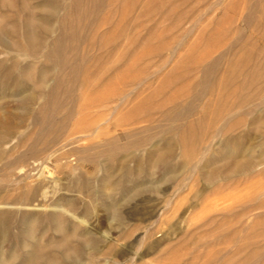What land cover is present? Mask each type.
<instances>
[{
  "label": "rangeland",
  "instance_id": "rangeland-1",
  "mask_svg": "<svg viewBox=\"0 0 264 264\" xmlns=\"http://www.w3.org/2000/svg\"><path fill=\"white\" fill-rule=\"evenodd\" d=\"M40 1L27 0L31 5ZM131 1L132 3H130ZM149 1L151 3L152 0H101V10L99 9L97 11L98 14L96 13L95 17L91 18H96L92 20V23L96 22L97 25L88 23L86 29L89 31L88 35L90 36L86 40L87 43L81 41V44L79 43V46H77L79 50H77V54L78 52L79 54L84 53V51L87 52L85 54L90 52L91 64L95 69L100 67L104 70V67L107 68L119 64L126 65L125 67L131 66L129 68L135 66V68L138 67L137 69H139L140 67L142 72L140 69H134L136 71L135 77L137 78L135 84L130 82V78L133 75L129 76V74H132V70L125 71L126 73L121 74L116 80L117 82L115 81L116 83L113 82L112 85H108L106 90L101 88L104 91L99 89L100 94L96 90L92 93L94 96L91 94L92 96L89 97L95 98V95H97V98L100 96L104 98L119 91H121V94L122 91L124 95L127 94L123 101L121 114H117L121 118H119V121L124 126L122 129L118 127L115 130V134H118L120 138L122 137L119 144H125L126 140L123 138V134L127 132L126 130L130 126L127 124L133 123L131 126L136 128V137L143 139L144 142L136 149L132 148L120 153L118 159L114 161L115 164L111 163L109 165L107 162L102 161L101 158L97 159L96 163L89 159L84 160L81 156L82 152L87 150L90 155L98 152L101 148L100 142L103 136L100 135L96 138V134L92 131L88 132L89 134L77 132L80 129L84 130L87 128L90 123L93 124L92 121L94 119L96 123L92 125L93 128L108 118L110 120L107 125L108 132H114L112 120L118 117L116 114H111L108 110L114 103H109L110 105L108 104L107 108L102 105L99 106L100 104L92 105L89 102L83 107L77 118L69 121L71 124L68 123L63 135V141L67 140L68 144L66 143L63 146V141H61L58 144L59 146L56 145L54 148L48 149L50 152L52 149L62 146L59 152H56L57 161L49 157V154L46 156L49 153L48 151L44 153L46 155L42 154L43 157L42 155L39 156L36 162L29 160L26 164L27 169L31 170L29 181L26 180L27 183L26 181H23L24 183L18 182L15 186L14 181H18L15 178L18 174L17 164L10 167V169L8 168V170L5 169L6 171L1 169L2 165L7 160L6 156L14 154L11 155V157H14L25 150V134L29 130L33 132L35 128H32L28 118H25L20 125L18 124L19 121L16 120L17 118L13 119L11 136L15 137L16 140L11 139L10 143L0 146L2 152L6 150L3 153L4 156H0V183L11 187L13 185L15 189L10 187L11 191L7 192V194H2V196L4 195L3 197L5 198L10 197V195L18 196L21 194V189L25 184L33 186L37 180H44L45 188L42 196L38 195L36 200L26 207L0 204V211L12 212L4 227L5 230L0 225V264H46L43 260L32 258L33 250L38 248L43 249V252L58 264H264V163L229 179L223 178L227 173V166L224 161L231 158L235 159L234 162L236 160L240 162L248 155L250 157L251 155L256 156L259 153H264V146L260 145L259 147L258 145V133H251L249 136H245L248 130L250 131L251 129L249 125L253 118L261 117L264 119V106L260 100L250 102V104L241 107L243 110L238 108L235 111L237 117L239 119L241 117L242 120L240 119L241 125L232 129V134L245 137L244 148L241 151L236 150L231 152V154L224 155L223 162L219 161L213 164L214 162L205 159L207 154L212 153L214 150H219L216 145L217 139H213H215V133L219 128L220 122L218 124L215 123L216 125L214 123L210 125L211 128L207 130L203 139L204 143L202 142V145L198 146L197 152L199 154L196 153L191 156L189 166L183 169L179 168L173 174L163 168L160 169V172L158 170L157 172L156 166L151 163L153 159L151 156L155 150H161L162 148L175 149L176 153L178 150L175 145L171 142H167V144L161 138L155 142V138H153L155 130H144L148 127L151 120L157 118V113L155 111L152 112V110L155 108L160 111L164 110L171 101L176 102L175 99L181 100L183 98L180 92L182 93L186 81L179 80L183 76V72H187V68L197 61L206 62L224 51L232 41L233 30L239 29V26H241L240 29H243L242 23L239 21L242 14L239 3L243 1L248 4L250 1L252 3V0H237L238 3H235V0H157V2L153 0L152 3L155 4L151 3V6ZM232 2L234 3L232 4ZM224 3L226 7H224ZM4 12L6 10L0 9V13ZM209 24L212 25L210 26ZM227 24L230 25L229 28ZM89 28L92 33H90ZM204 34L205 36L209 35L208 38L210 37V40L207 37L206 39ZM244 34L249 35L250 31L245 29ZM202 35L204 40L201 39L203 38ZM132 36L134 38L136 36V39ZM133 39L134 41L138 39V42H134ZM147 39L149 40L147 41ZM221 39L223 43L219 41ZM132 45L135 46L133 47ZM255 45L261 47L263 44L256 41ZM81 49L84 50L81 52ZM129 49H131V52ZM155 52L156 55L154 54ZM91 53L93 54L92 56ZM125 56L126 58L127 56L129 57L125 60ZM25 61L26 64H31V66H24V69L29 71L31 77L35 79L39 73L38 67L35 66L32 58H26ZM121 61L122 63H120ZM128 61L130 63H127ZM43 64L45 66L49 65L46 62H43ZM173 67H175L176 71L182 72L179 73L174 70V73L170 74ZM101 69L96 71H102ZM177 73L179 74L177 75ZM83 74L81 72L83 76L87 72H83ZM168 78L169 80L167 81ZM138 80L141 82H138ZM260 86L264 88V81L260 83ZM133 90L137 91L134 92ZM3 95L0 100V112L3 114V108L6 107L8 110H14L15 117H18L19 112L16 109L21 105L20 101L17 100L20 94L17 91H5ZM149 95L153 97L150 98ZM147 96L150 100L148 102V99H145ZM164 100H167V102H164ZM151 103L156 105L154 104L153 106ZM160 104L163 105L160 106ZM133 107L134 109L131 110ZM245 108L246 110L250 108V111H255L245 116ZM241 112L242 114H240ZM223 120L224 118L222 123L225 124L226 121ZM73 125L79 126L77 130L74 129L76 132L69 128ZM260 129L264 131V125ZM195 132L191 134L192 139L197 138L198 131L195 130ZM76 136L79 138L77 141L74 140ZM84 136L89 137L82 140ZM86 139L91 140V145L86 144ZM23 141L24 143H22ZM205 142L207 143L205 144ZM21 143L23 151L19 146ZM254 147H256L257 152L255 151V154H252L251 151ZM7 150L9 153H7ZM10 150L13 153H10ZM69 155H72V158L70 157L72 164L70 159L68 160ZM175 160L177 161L176 154ZM123 163L128 166L132 175L129 174L130 177L128 176L127 179L120 180L119 173L122 166H124ZM103 166L107 171L103 170ZM108 166L112 168L108 170ZM141 167L143 168L141 169ZM213 167L217 171V175L213 181L207 182L202 178L201 170L210 171V168L213 169ZM95 168H98L97 171ZM146 168L148 173L145 172ZM162 169L163 171H161ZM105 171L107 175L110 174L112 177L107 178ZM115 171L117 174H114L116 173ZM135 173L137 175L140 173L138 176L140 179H137L138 177ZM186 173H189V176H186ZM1 174L6 176L2 177ZM246 174L248 175L246 176ZM106 179L109 181H106ZM118 179L119 181H125L123 186L109 190L107 187L100 188L101 180L106 181L105 184L108 182L109 184H107L110 185L117 182ZM75 183L78 184L76 185ZM83 184L84 186H82ZM139 186L144 187L140 188ZM84 187L86 189L83 191ZM139 189L142 193L138 191L139 193L137 194ZM133 191L136 194L132 193ZM260 191H262L263 195ZM122 196L125 197L124 201H122ZM106 198H109V201ZM56 199L58 202H55L57 201ZM73 201H75V205ZM120 201L118 211L121 214L122 222L119 224L115 219V214L118 212H116L115 206L112 204L117 205ZM55 203L58 206L52 207ZM40 204L42 205L40 206ZM66 205L67 207L70 205L67 209L69 212L63 213L60 209L64 206L66 210ZM85 206H87L89 212L86 211ZM154 206H157V208ZM111 207H114V210ZM136 207H138V210L147 208L145 210L150 211L152 216L142 221L126 218V213H132V211H135L134 209H137ZM153 207L155 208L154 210ZM84 208L85 211L83 212ZM108 210L112 211V214ZM27 213L33 217L38 214L59 213L62 217L58 219L54 227L47 223L38 226L37 220L32 218L28 229H26L27 224L25 226L26 221L23 216ZM72 232L74 237H76L71 241L75 243L69 241L68 247L75 249L77 253L80 252L77 254L76 261L64 260L62 262L63 259L59 257L58 251L52 248L51 245L57 243L68 234L72 235ZM83 239L86 241L85 243ZM78 240H81L82 245H85L81 247ZM150 246L152 249L148 252Z\"/></svg>",
  "mask_w": 264,
  "mask_h": 264
},
{
  "label": "bare ground",
  "instance_id": "bare-ground-1",
  "mask_svg": "<svg viewBox=\"0 0 264 264\" xmlns=\"http://www.w3.org/2000/svg\"><path fill=\"white\" fill-rule=\"evenodd\" d=\"M235 1H236L235 3H238L237 0ZM152 2L153 0L151 1V3ZM154 2H157V0H155ZM100 3H101V0H41L37 4L31 5L27 2V0H0V9L6 10V12L0 13V100L4 96L3 94L5 91H8V92L17 91L20 94V96L18 95L20 99L18 98L17 100H19L21 104L20 107L16 109L19 112V114L17 115L18 117H15L16 115L14 114L15 112L14 110L13 111L8 110L6 107L3 108V114L2 112H0V146L5 145L8 142L10 143L11 139H15V137L11 136L12 135L11 130L13 128V125H12L13 119L17 118L16 120L19 121L18 124L20 125L22 124L25 118H28V120H30L31 122L32 128H35L33 132L29 130L25 134L26 135L25 136L26 138L24 139L26 141L25 150L23 151V147H22V143H24L23 141L19 145L22 148L23 152H21V154L14 156V157H11V155H14V154H10L6 156L7 160L5 159L6 161H4L2 165L1 169L6 171L8 170V168L10 169V167L17 164L16 166H17L18 174H17V177L15 178L18 181L15 182L13 180L15 186L18 184V182L26 181L31 177V174H30L31 170L30 169L28 170L26 166L29 160H32L33 162L38 161L39 156H41L44 153H47L46 151H48L49 148H54V146L58 145L61 141L64 140L63 135H64L65 130L67 129L69 121L70 120L72 121L73 118H77V116L80 114L83 107L86 106V104L90 102V104L92 103V105L100 104L99 106L102 105L104 107H107L109 103H114L113 106H110L109 108L107 107L108 110L111 112V114H116V115L121 114V111L123 109V101L125 100L127 94H125L126 95L125 96L122 91V94H123L122 95L121 91H119L118 93H115L113 95H110L104 98L102 96L97 98L96 97L97 95H95V98L89 97L93 95L92 94L93 92H95L96 90L98 91L99 89L102 90L104 88H105L104 90H106V87L110 84L112 85L113 82L118 80L121 74H123L125 71L132 70L131 71L132 74L131 73L129 74V76L133 75V77L130 78V82L135 84V81L137 80V78L135 77L136 71L134 69H137L138 67L135 68L134 66L133 68H129L131 66L125 67L126 65L124 66L123 64H119L116 66H109L106 68L102 65L104 67V70H102L99 67L97 69H101L102 71L98 70L99 71L98 72L96 71L97 69L92 67L90 56H89L90 52L88 54H85L87 52L84 51L83 53L82 50L84 49H81L80 51L82 53L80 52L81 54H79L78 52L79 55L77 54V50H78L77 46H79L78 44L79 43L81 44V41L86 42L87 38H89L90 36L88 35L89 31H87L86 28H87L88 23H91V24L94 23V22L92 23V20H95L96 18L95 19H91V18H93V16L95 17V14L97 13V11H99V9L101 10ZM130 3H132V1ZM151 3H150V6H151ZM225 3H224L225 5L224 7H226ZM233 3L234 2H232V4ZM152 4H155V3H152ZM240 5H241L240 8H241L242 14L240 16L239 21L242 23L243 29H240L241 26H239L240 27L239 29L236 28L235 30H233L232 41L228 44L227 48L224 51L220 52L217 56L215 55L214 57H212L210 60L206 62L197 61L195 64L190 65L189 68H187L188 69L187 72H183V76H181L179 80L183 82L186 81V83L184 85L185 87L182 93L180 92V95L183 97L181 100L177 98L178 101L177 99H175L176 102L171 101L169 106H167V108L165 107L164 110L162 109L160 111V110H157L156 108L152 110V112L155 111L157 113V118L155 120H151L149 122L148 127L145 128L144 130L146 129L155 130L154 136H153V138H155V142L161 138L162 140L166 141L165 143L171 142L173 145H175L176 149L178 150V152L176 153H175V149H163L162 148L161 150H155L152 156L151 155L150 156L153 158L151 160L152 161L151 163L153 164V166L154 165L156 166L157 168L156 171L158 170L160 172V169L163 168V169H167L168 172L173 174L179 168L183 169V168L188 167L191 156L195 155L196 153L199 154L197 152L198 146L200 144L202 145V142H203L204 137L206 136L207 130L211 128L210 125L212 123L218 124V122H220L218 126L219 128L216 130V133H215V139L212 138L213 140L217 139L216 145H217V148L219 147V150H214L212 153L207 154V157H205V159L210 160L214 162L213 164H215V163H218L219 161H222L224 155L231 154V152L236 151V150L241 151L244 148L243 144L245 143L244 142L245 137L243 136L239 137V136L233 135L232 129L236 126L241 125V121H240L241 117L239 119V117H237V113L235 112L238 108L243 110L241 107H244L247 104H250V102L257 101V100H260V102L264 106V88L260 86V83L264 81V1L252 0V3L250 1V3L248 4L242 1V3H239V6ZM149 7H148V10H149ZM94 24H96V22ZM209 25L211 26L212 24H209ZM229 26L230 25H228L227 27L229 28ZM245 29L247 31H250L249 35L244 34ZM220 30L223 31V29H220ZM90 33H92L91 30H90ZM229 34L228 36H230ZM208 36H205L204 34L205 38L206 37L208 38ZM132 37L134 38V36ZM204 37L201 39L204 40ZM134 39H136V36ZM148 40L149 39H147V41ZM224 40L228 41L227 39H224ZM135 41L138 42V39ZM219 41L222 42V39ZM256 41L262 43L263 45L261 47H259V45L256 46L255 45ZM93 44L95 45V43ZM130 48L133 49L131 46ZM131 49H129L130 52H131ZM156 52L154 53L155 55H156ZM92 55L93 54L91 53V56ZM128 57L129 56H127V58ZM26 58L28 59L32 58L35 62V66H37L39 69V73L38 74L36 73L37 77L35 79L31 77V73L29 71H26L24 69V66H29V67L31 66V64H26V61H25ZM127 58L125 56V60ZM122 61L120 63H122ZM34 62L32 63L34 64ZM43 62H46L49 65L45 66ZM127 63H130V62L128 61ZM112 65H115V64H112ZM174 68L175 67L171 69L170 74H173L174 70L176 71V69ZM81 72L82 74L83 72H87V74L83 76L84 74L81 75ZM176 72H179V70H177ZM179 73H177V75ZM168 80L169 78L167 79V81ZM138 82H141V81L138 80ZM127 83L130 84L129 82ZM137 90L135 91L133 90V91L136 92ZM160 93H157V94H160ZM149 96L150 98L153 97L151 95ZM158 97H161V96H158ZM146 98L148 99L147 102L150 101L148 96L145 97V99ZM161 101L163 100L161 99ZM165 101L167 102V100H164V102ZM161 105L163 104H160V106ZM132 109H134V107L131 108V110ZM249 109L247 110L246 108L244 109L246 110L245 116L246 114H249L255 111V110L250 111ZM152 112H148V113H152ZM240 114H242V112ZM119 118L120 116L115 117L112 120L114 124L113 126L114 132H111V133L108 132L107 125L110 122V120H108L109 118L104 120L101 124L97 125L95 128H93L92 125L96 123V120L94 119L92 121L91 119L93 124L90 123L89 125H87V128H85L84 130L80 129V131L77 132V133H88L92 131L93 133L96 134V138L100 135L103 136L100 142L101 148L99 149L98 152H96L93 155L88 154L87 150L82 152L81 156L84 158V160L89 159L90 161L96 163V160L101 158L102 161L107 162L109 165L111 163L115 164L114 161L118 159V155L120 153H123L124 151L130 150L132 148L136 149L138 146H140V144L144 142L143 139L136 137V134H135L136 128L131 126L133 124L131 123V124H127L130 126L128 130H126L127 132L123 134V138L126 140V143L123 145L119 144V141L122 137L120 138L118 134H115V130L118 127H121L122 129V127L124 126V124L119 121ZM223 118L226 121L225 124L222 123ZM263 125H264L263 118L261 117L253 118L250 121V125H249L251 126V129L249 127L250 131L248 130V133L245 134V136L247 137L251 133L253 134L258 133L259 147L260 145L264 146V131H261L260 129V127ZM77 127L79 126L73 125L72 127H69V128L70 130L74 131V129L77 130ZM76 130L74 132H76ZM195 130L198 131L197 133L198 135L196 139H192L191 134H193L192 132H195ZM86 137H89V136H84L82 140H85ZM78 139L79 138L77 136L74 138V140L76 141ZM68 140H71V139H68ZM66 143L68 144L67 140L63 141L62 145L65 146ZM73 143H75V141H73ZM90 143H91V140L86 139V144L91 145ZM206 143L207 142H205V144ZM207 146H211V145H207ZM61 147L59 148L57 147V149H52L50 152L48 151L49 153H47V155L46 154L44 155L48 156L49 154V157L53 158L54 161H57L56 152H59ZM5 151L6 150H3L2 152L0 150V156L1 155L4 156L3 153H5ZM255 151H256V147H254L253 150L251 151L252 154H255ZM7 153H9L8 150H7ZM10 153H13V151L11 152L10 150ZM77 154H78V151H77ZM175 154L177 157V161L175 160ZM262 154L264 153H259L256 156L251 155L250 157L248 155L244 157L243 160L240 162H237V160L234 162L235 159H231V158L224 161V164L227 166V173L223 178L229 179L232 176H236L238 174L247 172L253 169L254 167L260 165L261 163H264V155ZM71 156L72 155L68 156V160L70 159ZM147 162L149 163V161ZM232 162L234 163L232 164ZM71 164H72V161H71ZM107 168L109 170L112 167L108 166ZM142 168L143 167H141V169ZM163 169L161 171H163ZM210 169H211L210 171H207L206 169L201 170V176L207 182L213 181L214 177L217 175V171L214 169V167L213 169L212 168ZM11 170L13 171L12 168ZM103 170H106L105 167ZM96 171L94 172L96 173ZM106 171L104 172L105 174H106ZM135 172H136V169H135ZM145 172H147V168ZM147 173H146V176H147ZM114 174H117V172ZM119 174H120V178H119L120 180L127 179L129 174L132 175L130 173V170L128 169V166H125V165L122 166ZM135 174L137 177L139 176V174L138 175L137 173ZM188 174L186 173V176H189ZM247 175L248 174H246V176ZM3 176H6V175L4 174L2 175V177ZM169 176L171 177L173 175H169ZM111 177L112 176H110V174L107 175V178H111ZM119 179L117 180V182L110 184V185H108L109 184L108 182H107L108 184L107 183L105 184V182L109 180L106 179L105 182L104 180H101L100 188L107 187L109 190L111 188L121 187L123 186V183L125 181H119ZM137 179H140V178L138 177ZM75 184L77 185L78 183H75ZM210 184L212 185V183ZM82 186H84V184ZM10 187L11 186L3 185L2 183H0V204L6 205V206H25L26 207L32 202H34L38 195L42 196L43 190L45 188V182L44 180L42 181L37 180V182L33 184V186H30L29 184H25L21 189L20 195L18 196L10 195V197L8 198L3 197L4 195L2 196V194L4 193L7 194V192L11 191V188L13 187V185L11 188ZM87 187H88V184H87ZM143 187L144 186H141L140 188H143ZM13 189L15 188L13 187ZM84 189H86V187H84L82 190L84 191ZM105 191L107 190L105 189ZM138 191H140V189L137 190V194L139 193ZM260 192L262 194V191ZM84 193L86 194V192ZM132 193H135V192L133 191ZM129 194L131 195V193ZM107 197H110V196H107ZM122 198H123L122 201H124L125 197L122 196ZM106 200L109 201V198H106ZM55 202H58V200ZM74 202L75 201H73V204ZM120 203L121 201L118 202L117 205H114L111 203L113 206H115L116 212H118L115 214V219L117 220L116 222H118L119 224L122 222L121 214H119V211H118ZM107 204H110V203H107ZM41 205L42 204H40V206ZM53 205L52 207L58 206L57 203ZM69 207L70 205H68V207L65 210L63 206V208H61L60 210L63 213H68L69 211H67V209ZM131 207L133 208V206ZM154 207L157 208V206H154ZM154 207H153V210L155 209ZM85 208H86V211L89 212L87 210V206H85ZM85 208L84 210H82L83 212L85 211ZM113 208L112 210H114ZM136 208L137 209H134L135 211H132V213L127 212L126 218H128L129 220L131 219V220H136V221H142V220L147 219L149 216H152L150 215V211L145 210L147 208L142 209V210L141 208L140 210H138V207ZM110 210L108 211L111 212L112 214V211ZM113 213L115 212L113 211ZM11 215H12V212L10 211H3V210L0 211V225L3 226V230H5L4 227L6 225L8 218ZM23 217L25 218V221H26L25 226L27 224L26 229H28V226L30 225L29 223L31 222L32 218H35L37 220L38 226L43 225L44 223H47L54 227L56 225V222L58 221V219L62 217V215L59 213H48V214H43V215L38 214V215H35V217H33L31 216V214L28 215L27 213ZM29 231H32V230H29ZM75 237L72 232V235L68 234L62 237L60 241H58L57 243H54L53 245H51L52 248H55V250L58 251L59 253L58 255H60L59 257L63 259L62 262H64V260H70V261L77 260V254L80 251L77 253L75 249L68 247L69 241H71L72 239H75ZM78 241L81 247L85 245V244L82 245L81 240H78ZM83 241L84 243L86 242L84 239ZM72 243H75V242H72ZM148 249H149L148 250L149 252L152 249L151 246ZM51 250H54V249H51ZM43 251L44 250L40 248L33 250L32 258L43 260L45 261L46 264H58L57 262L54 261V259L47 256Z\"/></svg>",
  "mask_w": 264,
  "mask_h": 264
}]
</instances>
